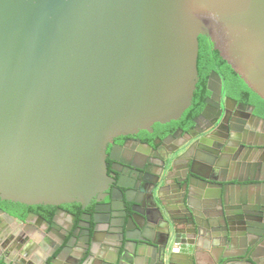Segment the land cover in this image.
I'll use <instances>...</instances> for the list:
<instances>
[{
	"label": "water",
	"instance_id": "obj_1",
	"mask_svg": "<svg viewBox=\"0 0 264 264\" xmlns=\"http://www.w3.org/2000/svg\"><path fill=\"white\" fill-rule=\"evenodd\" d=\"M200 35L264 99V0H0V199L85 206L101 196L111 181L107 145L116 136L178 120L192 105ZM239 106L248 104L221 97L211 126L175 148L158 149L160 173L153 157L145 165L122 160L157 176V203L164 188L175 199L173 209L165 208L173 243L147 234L155 221L150 204L136 208L142 203L125 191L131 205L122 240L115 257L102 264H172L175 218L206 241L200 255L196 248L179 264H264V178L210 174L220 152L207 130L226 117L232 130ZM209 112L206 106L202 115ZM249 112L264 121L253 106ZM261 135L262 129L253 136ZM242 147L237 161L264 159V142L247 140ZM202 195L208 200L203 206L197 201ZM39 226L35 215L21 219L0 205V264L89 259L91 238L85 250L69 239L41 257L21 249L20 233ZM70 246L76 251L64 259Z\"/></svg>",
	"mask_w": 264,
	"mask_h": 264
},
{
	"label": "flooded vegetation",
	"instance_id": "obj_2",
	"mask_svg": "<svg viewBox=\"0 0 264 264\" xmlns=\"http://www.w3.org/2000/svg\"><path fill=\"white\" fill-rule=\"evenodd\" d=\"M201 43L200 40L198 66L200 63L206 77V83H202L200 88L203 101L201 109L195 114L185 111L178 120L167 123L157 122L151 127V130H140L138 133L116 136L113 142L107 145L106 161L111 181L101 196H94L85 206L76 201L59 205H29L20 202L6 203L5 200L0 199V205L3 208L7 205L19 213H25L24 217L19 218L26 219L35 215V221L39 222L40 226L37 229L25 230L20 233L19 240L25 250L27 249L38 257L46 256L59 246H63L62 243L69 239L73 243L77 241L83 245V250H85L84 245L91 238L92 247L89 251V259L84 264H102L105 257H115L116 249L122 240L123 220L130 213L131 204L126 202L123 197L125 191L129 192L131 198L142 203L136 208L144 210V204H150L155 221L149 222L146 232L152 238L165 244L172 232L165 208L173 209L175 199L164 188L160 193L162 200H158V204L152 195L153 183L157 176L148 172L131 170L122 163V160H135L139 164L145 165L147 160L153 157L157 163L154 170L160 173L162 158L158 149L162 147L175 148L211 126L218 117V104L221 97H230L239 103H247L248 107H235L236 113L231 121L234 124L232 130L229 127V117H226L223 122H217L212 129L207 130L212 132V140L216 143L214 146L217 152H220V155L219 153L216 155L215 163L211 165L210 174L216 178L236 176L246 179L264 178V159L252 162H245L243 159L236 160L238 156L243 155L241 150L243 142L257 139L264 142V136H253L260 129L264 131V121L249 114L251 106H253L254 113L264 117V99L249 88L228 62L221 57L212 41L207 38L203 49ZM213 73H217L220 78L213 76ZM253 93L260 99H257ZM211 96L212 98H210ZM206 106H209L210 116L202 115ZM229 106L233 109L232 100L229 101ZM243 120H246V123ZM221 148H224L223 151ZM262 156L264 158V151ZM119 182L124 186L119 185ZM200 188L204 189V187ZM205 189L212 192L217 190L215 186L211 185H205ZM179 191L181 193L182 188H179ZM199 197H197V201L201 203ZM160 210L164 212L165 217ZM178 219L175 218L178 236L176 237L177 242L174 244L175 254L172 264H179L178 260L180 262L184 259L188 260L186 255L195 254L196 248L200 249L198 250L200 255L201 248L206 243L202 235L200 239L198 236L196 237L193 227H185L177 221ZM81 224L84 226L81 227ZM132 233L137 235L136 231ZM170 242L173 243V239L168 241V243ZM73 251L76 250L71 246L65 249L64 259L70 257Z\"/></svg>",
	"mask_w": 264,
	"mask_h": 264
},
{
	"label": "trees",
	"instance_id": "obj_3",
	"mask_svg": "<svg viewBox=\"0 0 264 264\" xmlns=\"http://www.w3.org/2000/svg\"><path fill=\"white\" fill-rule=\"evenodd\" d=\"M207 37L205 35H200V40L202 41L201 43V46H202V49H203V46L205 44V41H206ZM200 63H199V70H200V82L198 83L197 85V90L195 91V95H194V98H193V104L191 107H189L186 112L188 111H191L192 114H195L197 113L200 109H201V106L203 105V101H202V93H201V84L202 83H206V77H205V74L202 72V68L200 67ZM254 94V93H253ZM254 96L257 98V99H260L256 94H254ZM4 202H10V203H13V201H8V200H5ZM5 208L10 212L12 213L13 215L17 216V217H24L25 216V213H19L17 211H15L14 209L10 208L9 206L5 205Z\"/></svg>",
	"mask_w": 264,
	"mask_h": 264
},
{
	"label": "crops",
	"instance_id": "obj_4",
	"mask_svg": "<svg viewBox=\"0 0 264 264\" xmlns=\"http://www.w3.org/2000/svg\"><path fill=\"white\" fill-rule=\"evenodd\" d=\"M199 200L201 201V205H205V204H208V200H207V197L205 195H202L199 197ZM17 235H18V232H17ZM18 238V237H17ZM19 241V240H17ZM21 243V242H20ZM23 248V245L21 243V249ZM129 263V262H128ZM92 264H95V263H92ZM129 264H133V263H129Z\"/></svg>",
	"mask_w": 264,
	"mask_h": 264
}]
</instances>
